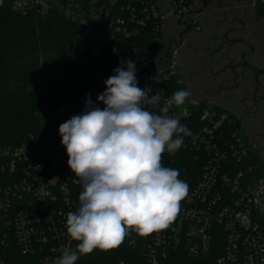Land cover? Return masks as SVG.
Wrapping results in <instances>:
<instances>
[{
	"label": "built area",
	"instance_id": "built-area-1",
	"mask_svg": "<svg viewBox=\"0 0 264 264\" xmlns=\"http://www.w3.org/2000/svg\"><path fill=\"white\" fill-rule=\"evenodd\" d=\"M4 2L0 0V5ZM195 4V0H60L53 5L44 0H11L12 9L23 15H46L56 7L77 24L79 34L111 46L125 70L123 43L152 23L161 32L159 44L142 57L136 73L147 63L156 62V73L137 79V86L148 88L150 96L159 95L160 100L149 105L150 112L157 115L162 114L160 109L172 96L165 88H158V84L179 74L181 46L174 42L165 50L167 22L170 18H183ZM190 23L199 29L197 16H192ZM74 46H80L77 40ZM93 54L99 56V46ZM39 66L46 70L42 59ZM39 89L43 92L39 115L57 117L60 125L82 114L88 98L96 107H105L97 103L98 95L105 91L104 83L94 85L80 97L53 79H48ZM188 114V104L173 105L167 113L178 118L180 124ZM201 121L198 130L184 136L182 147L196 146V158L202 160V170L181 202L176 218L166 229L150 234L146 264H161L157 259L161 248L164 252L168 246L183 244L188 253L200 255L209 252L212 244L221 239L224 248L215 264H264V176L253 174V166L247 160L253 144L235 128L232 120L213 107L202 110ZM67 162L60 134L53 141L32 135L15 146L0 143V171L7 173L6 183L0 182V264H6L4 246H10L9 238L22 253L42 251L43 264H51L63 247L74 249L77 245L78 242L70 240L65 225L67 214L80 206L78 197L83 185L77 182L78 177ZM9 199L20 207L12 214L11 206L15 203L11 204ZM127 237L131 244L137 243L135 231H130Z\"/></svg>",
	"mask_w": 264,
	"mask_h": 264
},
{
	"label": "clouds",
	"instance_id": "clouds-1",
	"mask_svg": "<svg viewBox=\"0 0 264 264\" xmlns=\"http://www.w3.org/2000/svg\"><path fill=\"white\" fill-rule=\"evenodd\" d=\"M136 70L132 60L126 70L115 68L97 97L105 107L88 98L82 114L59 126L68 166L83 191L79 208L67 214L65 225L70 240L78 242L76 248L63 247L51 264H76L94 250L114 249L130 231L145 237L166 229L188 196L179 170L162 166L161 159L192 135L178 118L167 115L191 93L176 91L160 109L162 114H153L142 105L156 104L160 97L137 86Z\"/></svg>",
	"mask_w": 264,
	"mask_h": 264
},
{
	"label": "trees",
	"instance_id": "trees-1",
	"mask_svg": "<svg viewBox=\"0 0 264 264\" xmlns=\"http://www.w3.org/2000/svg\"><path fill=\"white\" fill-rule=\"evenodd\" d=\"M160 35L161 32L148 23L134 38L125 40L121 51L126 64L132 60L136 67L140 66L142 57L158 47ZM75 40L79 47L74 46ZM97 46L100 54L95 57L93 52ZM40 59L46 65L45 71L40 69ZM117 67L122 65L111 46H103L96 38L79 34L77 24L56 7L46 15H23L12 9L11 0H5L0 5V143L15 146L28 141L32 135L56 140L60 120L39 115L43 97L39 86L53 79L68 86L75 97H80L94 85L102 84L114 75L113 70ZM179 77L178 74L159 83L158 88H165L172 95L178 90H186ZM207 106L205 101L189 103V114L182 119L181 125H186L190 131L198 130L203 124L202 110ZM142 107L150 111L148 104ZM213 108L232 120L235 128L244 135L231 112L217 105ZM196 150V146H186L174 154L165 151L161 159L162 166L179 170L178 178L185 181L189 189L202 170V160L196 158ZM249 152L247 160L253 166V174L264 176V159L252 145ZM6 174L0 171V182L6 183ZM9 200L11 204L15 203L11 206L12 214L20 207L15 200ZM8 241L10 246H4L6 264H43L40 261L42 251L25 254L18 250L12 238ZM149 243L150 234L145 237L138 235L136 244H131L126 236L118 247L108 251L94 250L89 255L80 256L76 264H146ZM223 248L222 239L214 242L209 252L200 255L188 253L183 244L168 246L164 252L163 248L158 251L157 259L161 264H215Z\"/></svg>",
	"mask_w": 264,
	"mask_h": 264
},
{
	"label": "flooded vegetation",
	"instance_id": "flooded-vegetation-1",
	"mask_svg": "<svg viewBox=\"0 0 264 264\" xmlns=\"http://www.w3.org/2000/svg\"><path fill=\"white\" fill-rule=\"evenodd\" d=\"M168 20L167 48L181 41L179 75L196 101L231 112L254 148L264 149V0H195ZM197 16L195 29L190 23ZM249 62L243 64L242 62Z\"/></svg>",
	"mask_w": 264,
	"mask_h": 264
},
{
	"label": "water",
	"instance_id": "water-1",
	"mask_svg": "<svg viewBox=\"0 0 264 264\" xmlns=\"http://www.w3.org/2000/svg\"><path fill=\"white\" fill-rule=\"evenodd\" d=\"M177 45L181 46L182 45V42L181 41H176L175 42ZM166 51H168L169 49L166 48L165 49ZM160 60H162V58H160L157 62H160ZM245 65V64H249L251 65V67H254L251 63L249 62H242L241 65ZM156 73V62L154 61H151L149 63H147L146 65L140 67L136 73V79H140L144 76H148V75H153Z\"/></svg>",
	"mask_w": 264,
	"mask_h": 264
},
{
	"label": "rangeland",
	"instance_id": "rangeland-1",
	"mask_svg": "<svg viewBox=\"0 0 264 264\" xmlns=\"http://www.w3.org/2000/svg\"><path fill=\"white\" fill-rule=\"evenodd\" d=\"M44 1H46V2H48V3H51V4H53V5H57V4L59 3L60 0H44ZM179 76H180V77H179L180 80L183 82V79L181 78V75H179ZM184 84H185V82H184ZM185 86H186V84H185ZM186 90H187V86H186ZM191 101H192V96L190 95V97L186 100V102H185L184 104H189ZM205 102H206V101H205ZM206 103H207V105L210 106V107H213V106L215 105V103H214L213 101H207ZM260 150H261V151H259V150L257 149L259 155L264 159V149L262 148V149H260Z\"/></svg>",
	"mask_w": 264,
	"mask_h": 264
},
{
	"label": "crops",
	"instance_id": "crops-1",
	"mask_svg": "<svg viewBox=\"0 0 264 264\" xmlns=\"http://www.w3.org/2000/svg\"><path fill=\"white\" fill-rule=\"evenodd\" d=\"M167 25H168V22H167ZM193 100V99H192Z\"/></svg>",
	"mask_w": 264,
	"mask_h": 264
}]
</instances>
